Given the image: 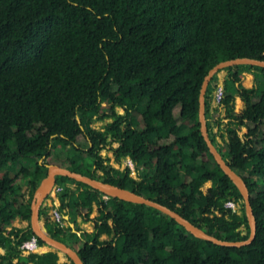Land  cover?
I'll return each mask as SVG.
<instances>
[{
  "label": "trees",
  "instance_id": "1",
  "mask_svg": "<svg viewBox=\"0 0 264 264\" xmlns=\"http://www.w3.org/2000/svg\"><path fill=\"white\" fill-rule=\"evenodd\" d=\"M237 57L264 60V0H0V264H74L59 262L56 251L23 252L33 236L45 243L29 225L13 226L16 217L29 221L33 192L52 163L153 199L218 239H246L243 197L209 152L198 117L209 69ZM223 69L213 108L218 72L206 88V128L247 185L253 240L217 245L155 207L105 200L58 175L52 198L68 220H56L53 203L39 215L83 264H264V67ZM98 119L111 120L97 129ZM105 147L119 164L130 158L137 178L102 156ZM21 157L28 163L18 164ZM77 218L92 231L78 233Z\"/></svg>",
  "mask_w": 264,
  "mask_h": 264
},
{
  "label": "water",
  "instance_id": "2",
  "mask_svg": "<svg viewBox=\"0 0 264 264\" xmlns=\"http://www.w3.org/2000/svg\"><path fill=\"white\" fill-rule=\"evenodd\" d=\"M235 64H249V65H258L264 67V60H258L251 57H237L234 59L224 60L212 68L209 69L208 73L204 77V80L201 84L200 92H199V111L198 117L200 122V130L201 134L207 144L209 152L212 154L214 160L222 169V171L230 178V180L236 185L238 190L240 191L243 202L245 205V214L249 224V235L244 240H236V241H229V240H222L218 239L215 236H212L206 233L202 228L198 227L197 225L193 224L191 221L183 217L181 214L176 212L175 210L153 200L147 198L141 194H138L132 190L126 189L119 185H115L109 182H104L92 178L91 176L83 175L80 172L72 171L67 168H64L58 164H46L47 172L46 175L40 180L38 186L36 187L32 203H31V227L32 231L38 236L42 241L49 245L53 250L57 252H63L67 254L74 264H83L81 258L79 257L78 253L70 246L66 245L64 242L52 237L50 233L46 230V228L39 223V207L41 202L47 196V194L52 190V187L56 184V176L62 175L70 177L76 181L83 182L89 185L91 188L103 193L104 195L117 197L122 200L130 201L133 203H140L146 204L152 207L157 208L158 210L162 211L165 214L170 215L174 218L180 225H182L188 232H190L194 237H197L202 240L211 241L214 244L221 245V246H234L240 247L246 244H249L254 236H255V218L252 213V208L249 201V192L247 185L243 178L238 175L223 159L222 155L217 150L216 146L212 143L211 139L209 138L207 128H206V120L204 116V108H205V92L209 81L211 80L213 74L218 70L225 68L230 65Z\"/></svg>",
  "mask_w": 264,
  "mask_h": 264
},
{
  "label": "crops",
  "instance_id": "3",
  "mask_svg": "<svg viewBox=\"0 0 264 264\" xmlns=\"http://www.w3.org/2000/svg\"><path fill=\"white\" fill-rule=\"evenodd\" d=\"M226 74H227V72L226 71H223V72H221V73H219L218 75H217V85L218 86H223V84H224V81H225V78H226ZM213 95H214V91H213ZM241 103V99H240V97L239 96H237L236 95V97H235V104H237V106H238V110L239 109H241L242 108V103ZM241 105V106H240ZM209 106H210V108H213V107H215L216 106V103H215V101H214V98H212L211 99V101H210V104H209ZM222 115H223V117H224V110L223 109H220V116L222 117ZM222 117V121H223V124L222 125H224V123L226 122V119H224ZM213 132H216V127H213V130H212ZM219 133H222V130H219L218 131ZM226 136V135H225ZM215 138H216V141L217 142H221V137L219 136V135H216L215 136ZM55 186H56V184H55ZM55 186L54 187H52V190L47 194V196L44 198V200L41 202V204H40V207L42 206V205H50L51 203H53V205H54V208H56V209H58V206H59V204H60V202H59V200H58V198H56V197H54V198H52L53 197V189L55 188ZM33 194H34V192H33ZM32 198H33V195H32ZM31 203H32V200H31ZM40 207H39V209H40ZM94 208H96V206H94ZM97 210V209H96ZM97 215V214H96ZM63 218L65 219V220H68V215L66 214V215H63ZM80 218H77V220H79ZM81 220V219H80ZM83 222H85V221H83ZM88 222V221H87ZM39 223H40V225H42V226H44V221H43V218L42 217H40V215H39ZM30 226V228L32 229V227H31V213H30V219H29V221L28 220H26V219H21V218H19V217H16L15 218V220L13 221V226H16V227H19V228H24V227H26V226ZM69 225L70 226H74V224H73V222H69ZM45 227V226H44ZM79 227V226H78ZM80 229H81V227H79ZM92 229H93V227H92ZM87 231V230H86ZM92 230H90L89 232H91ZM81 232V230L80 231H78V233H80ZM101 239V238H100ZM0 251H3L2 249H0ZM47 251H55V250H53L49 245H47V244H42V245H38V247H37V249L35 250V252H37V253H39V254H42V253H44V252H47ZM56 253H57V255H58V261L59 262H73L72 261V259L67 255V254H65V253H63V252H57L56 251ZM74 263V262H73Z\"/></svg>",
  "mask_w": 264,
  "mask_h": 264
},
{
  "label": "rangeland",
  "instance_id": "4",
  "mask_svg": "<svg viewBox=\"0 0 264 264\" xmlns=\"http://www.w3.org/2000/svg\"><path fill=\"white\" fill-rule=\"evenodd\" d=\"M223 71H225L223 68L222 69H220V70H218L217 72H218V74L219 73H221V72H223ZM243 72L244 73H248L247 71H244L243 70ZM246 81L244 80V82L243 83H245ZM260 86H261V84H260ZM241 103H242V101H241ZM240 103V104H241ZM109 104V102L107 101V100H102V103H101V105H102V107L104 108V107H107V105ZM142 107H141V109H143V105H144V102L143 103H141L140 104ZM235 106V109L236 110H238V106H237V104H235L234 105ZM241 106V105H240ZM116 111L117 112H119V113H123V110L121 109V108H116ZM222 117H223V115H222ZM221 116H220V118H222ZM111 119H104V120H100V119H98V120H96V121H94L93 123H92V126L93 127H95V128H97V129H99L105 122H108V121H110ZM244 130L245 129H242V132H244ZM7 143H8V145H9V147L10 148H13L14 147V140L13 139H9L8 141H7ZM111 146H113V147H115V146H117V143H112V145ZM100 154L102 155V156H105V157H109V162L113 165V166H115V167H120V168H124L126 165H128V166H130V168H132V166H133V171H132V175L133 176H135L136 175V173H135V166H134V164L131 162V160H130V158H128V157H126V158H124V159H122L121 160V163L119 164L118 162H116L115 160H114V156H113V152H112V150H111V148L110 147H105V148H103V149H100ZM29 159L28 158H26V157H21L20 159H18L17 161V163L19 164V163H28L27 161H28ZM43 160V158L40 160V161H42ZM136 177V176H135ZM137 178V177H136ZM210 185V181H207V182H205L204 183V185L202 186V189L203 190H206V188L208 187ZM97 214V210H96V208H94V210H93V212H92V215L93 216H95ZM77 222H78V226L79 227H81V229L80 230H87V231H90V230H92V223L91 222H83L82 220H77ZM100 238L101 239H108V236L107 235H105V234H102L101 236H100Z\"/></svg>",
  "mask_w": 264,
  "mask_h": 264
},
{
  "label": "built area",
  "instance_id": "5",
  "mask_svg": "<svg viewBox=\"0 0 264 264\" xmlns=\"http://www.w3.org/2000/svg\"><path fill=\"white\" fill-rule=\"evenodd\" d=\"M223 92H224V90H223V87H222V86H218V87L214 90L213 98H214V101H215L216 104H218V103L221 101V99H222V97H223ZM131 169H132V171H133V166H132ZM135 176H136V175H135ZM135 176H134V177H135ZM135 178H136V177H135ZM107 198H108L107 195H103V199L106 200ZM227 205L231 206V207L234 208V209L237 208L235 202H233V201H228V202H227ZM53 214H54L56 220L61 222L63 216L61 215V213L59 212V210L56 209V208L53 209ZM37 247H38V244H37L36 238H35L34 236L31 237V239H29V240L23 242V243L21 244V246H20V248H21V250H22L23 252L35 251V250L37 249Z\"/></svg>",
  "mask_w": 264,
  "mask_h": 264
}]
</instances>
